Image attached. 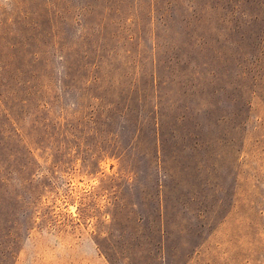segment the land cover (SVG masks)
Returning <instances> with one entry per match:
<instances>
[{"label":"rangeland","instance_id":"obj_1","mask_svg":"<svg viewBox=\"0 0 264 264\" xmlns=\"http://www.w3.org/2000/svg\"><path fill=\"white\" fill-rule=\"evenodd\" d=\"M0 264H264V0H0Z\"/></svg>","mask_w":264,"mask_h":264}]
</instances>
